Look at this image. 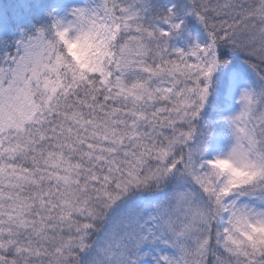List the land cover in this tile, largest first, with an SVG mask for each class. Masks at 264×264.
<instances>
[{"label":"snow or ice","instance_id":"1","mask_svg":"<svg viewBox=\"0 0 264 264\" xmlns=\"http://www.w3.org/2000/svg\"><path fill=\"white\" fill-rule=\"evenodd\" d=\"M0 264H264V0H0Z\"/></svg>","mask_w":264,"mask_h":264}]
</instances>
